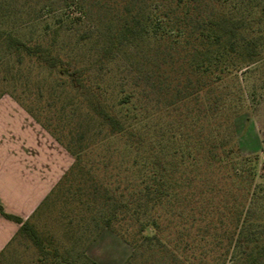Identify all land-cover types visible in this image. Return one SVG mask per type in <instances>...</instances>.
Instances as JSON below:
<instances>
[{"label": "trees", "instance_id": "16d2710c", "mask_svg": "<svg viewBox=\"0 0 264 264\" xmlns=\"http://www.w3.org/2000/svg\"><path fill=\"white\" fill-rule=\"evenodd\" d=\"M151 1L147 7L138 0H66L80 17L66 14L49 26L58 34L66 25V32L89 44L96 66L141 41L155 54L149 61V107L130 91L113 104L87 95L81 137L88 133L96 140L69 148L74 160L44 202L66 179V190L79 194L98 228L85 252L109 228L132 247L123 264H140L154 246L166 244L173 245L170 255L181 264H264V176L257 173L259 156L241 153L234 121L251 109L259 88L264 95V80L261 86L249 82L264 67V0ZM91 6L106 10L112 23L105 29L92 25L94 38L71 27L88 17ZM0 41L90 93L84 73L92 64L81 69L64 61L54 40L32 42L0 30ZM165 49L173 51L168 56L174 75L162 70ZM167 92L171 99L163 103ZM139 102L155 114L164 104L174 118L144 124ZM99 143L111 148L112 156L118 152L115 173L86 191H72L73 175L83 172L84 150ZM6 216L21 223L16 236L25 234L48 255L29 220Z\"/></svg>", "mask_w": 264, "mask_h": 264}, {"label": "rangeland", "instance_id": "374dc122", "mask_svg": "<svg viewBox=\"0 0 264 264\" xmlns=\"http://www.w3.org/2000/svg\"><path fill=\"white\" fill-rule=\"evenodd\" d=\"M138 2L147 7L152 3L151 0ZM66 14L80 17L76 6H68L66 0H0V30L12 31L18 37L32 42L41 40L48 43L54 40L56 52L64 61L69 59L77 67L86 69L92 64L91 56H88L89 44L79 42L77 34L66 32V25L58 34H54L49 28L59 19H65ZM94 24L99 29L112 24L108 12L99 9V6H91L88 17L71 27L88 31V35L94 38V31L90 28ZM46 27L49 31L44 33ZM165 50L164 56L173 52ZM154 54L148 41H141L140 44L127 45L122 55L104 66L92 64L84 73L85 83L90 87L88 93L85 89L80 92L71 86L66 75L59 74L36 59L19 56L0 41V97L11 96L16 99L66 148V156L70 154L73 162L74 156L69 149L71 146L80 149L87 141L93 143L96 140L88 133L85 138L81 137V134L84 135L82 125L86 119L85 113L87 115V95L97 96L104 103L113 104L120 94L130 91L144 106L149 107L153 96L149 92L152 83L149 61ZM165 60L162 70L165 75L169 72L174 75L175 64H171L169 56ZM263 80L264 67L254 73L249 82L261 86ZM261 90L259 88L256 92L251 109L240 113L234 121L241 153L257 154V173L264 176V95ZM170 99L171 95L168 93L164 96L163 103ZM143 105L144 124H165L174 118L164 104L159 106L156 114L153 113V108L146 111ZM148 112L150 118L147 117ZM116 147H121L117 141ZM112 152L111 148L101 143L86 147L83 152V172L73 175L72 191L79 190L80 187L86 191V187L95 182L107 181L115 173V161L119 157L118 152L113 153V156ZM71 193L73 192L66 190L65 179L29 219L40 237V244L45 245L49 251L46 257H43L32 239L20 233L4 250L0 264H92L86 257L99 264H123L132 247L109 228L103 229L85 252L86 241L98 228L91 218L92 214L79 201V194ZM172 249V244H166L165 247L156 245L148 255L139 259V263L181 264L171 257L169 250ZM55 250L57 255L54 254ZM176 253L181 255L179 250Z\"/></svg>", "mask_w": 264, "mask_h": 264}, {"label": "crops", "instance_id": "0c3cea01", "mask_svg": "<svg viewBox=\"0 0 264 264\" xmlns=\"http://www.w3.org/2000/svg\"><path fill=\"white\" fill-rule=\"evenodd\" d=\"M62 146L13 97H0V254L70 168ZM6 213V214H5Z\"/></svg>", "mask_w": 264, "mask_h": 264}]
</instances>
